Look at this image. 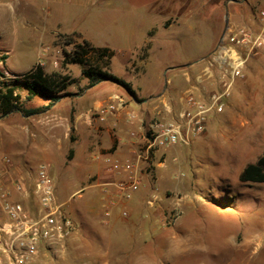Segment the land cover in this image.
Instances as JSON below:
<instances>
[{"label":"rangeland","instance_id":"rangeland-1","mask_svg":"<svg viewBox=\"0 0 264 264\" xmlns=\"http://www.w3.org/2000/svg\"><path fill=\"white\" fill-rule=\"evenodd\" d=\"M192 1L0 0V59L6 57L0 63L6 77L0 81H23L38 66L47 74L76 79L77 83L67 89L68 98L82 97L76 103L80 107L102 101L91 113V120L100 124L113 119L110 124L117 141L118 114L107 116L103 122L95 118L100 108L115 98L114 92L126 104L122 111L133 108L126 112L127 126L131 127L129 114L145 119L147 124L155 113L164 111L166 103L179 108L181 97L202 73L204 60L216 49V32L226 17L228 24H250L248 18L242 21L246 12L241 0ZM61 3L65 4L63 12ZM246 4H252V13L264 10V0H247ZM134 20L139 27L133 44L139 49L131 55L129 43L123 40L128 28L138 25ZM148 28L155 29L149 36ZM79 30L97 46L113 52L110 73L130 83L133 95L111 82L88 89V80L82 75L87 67L65 64L67 54L74 50V44L68 42L81 44L82 40L62 34ZM87 63L97 65L93 57ZM13 84L25 108L43 105L40 99L28 101L21 85ZM198 88L202 93V87ZM158 93H163L166 101L150 98ZM68 98L47 114H67L71 107ZM26 121L20 113L0 118L2 149L24 148L20 127ZM9 130H13L11 137ZM61 137L62 148L48 152L43 160L33 149L29 152L32 159L36 158V169L42 164L49 167L59 201L66 205L76 231L82 234L76 245L64 253H53L44 264H264V183L240 180L244 168L264 156V54L248 61L245 78L237 80L224 112L210 116L203 136L190 146H175L151 155L150 162L142 166L143 186L129 201L136 203L137 212L122 210L129 216L120 215L115 232L106 230L103 245L98 232L90 227L81 229L75 217L87 219L90 206L86 203L99 192L96 179L81 175L88 168H81V159L70 153L79 139L78 131L68 129ZM133 141L135 148H146L142 130ZM104 153L92 145L83 161L92 157L103 162ZM6 156L13 163L12 155ZM141 214L144 221L138 219Z\"/></svg>","mask_w":264,"mask_h":264},{"label":"built area","instance_id":"built-area-1","mask_svg":"<svg viewBox=\"0 0 264 264\" xmlns=\"http://www.w3.org/2000/svg\"><path fill=\"white\" fill-rule=\"evenodd\" d=\"M257 20L256 28L227 24L216 49L204 60L195 85L181 97L179 108L166 103L164 111L155 113L147 124L145 119L129 114L131 139L137 140L142 130L147 144L144 150L134 147L128 159L101 157L105 171L113 177L101 186L105 221L110 219L112 207L131 201L140 192L142 166L150 162L153 153L190 146L206 132L210 116L224 112L237 80L245 78L248 61L264 54V10L258 12ZM125 108V102L115 97L100 108L95 118L103 122L107 116L117 115ZM4 163L7 167L13 164L9 158ZM5 180L0 171V264H33L44 251L63 253L76 226L66 205L59 201L49 167L40 165L34 179H12L10 187L4 186ZM122 215L129 216L127 211Z\"/></svg>","mask_w":264,"mask_h":264},{"label":"crops","instance_id":"crops-1","mask_svg":"<svg viewBox=\"0 0 264 264\" xmlns=\"http://www.w3.org/2000/svg\"><path fill=\"white\" fill-rule=\"evenodd\" d=\"M92 1V0H90ZM199 0H193L192 4L198 2ZM233 3L238 2L237 0H232ZM247 0H241L240 4L242 5L243 9L245 10L246 14H244L242 21L249 20V25L252 26L253 28H256L258 26V20H257V14L258 13H252L251 9L254 8L252 4H246ZM61 3V11H64V7ZM252 13V14H251ZM246 17V19H245ZM236 19V17H234ZM228 20V18H227ZM234 20L233 18L230 17L229 19ZM132 25H133V20ZM238 21V20H237ZM137 23L134 20V24ZM130 24V23H129ZM137 26H131L128 28V31H126L124 38L127 43L126 44L128 47L127 49L130 50L129 54H133V52L136 49H139V47L134 46V40H135V34L138 30L139 23H137ZM226 26V19L225 23L222 27L219 28V30L216 32V39L217 43L219 42ZM155 30L154 28H148L146 30V35L149 36L151 32ZM76 34L77 37H79L82 41L87 40L91 43V45L99 48H108V47H100L97 46L92 42V40L86 36L85 32L82 30L79 31H72L69 33H65L62 35H74ZM59 37H61V34H57ZM147 40L144 41V44L146 43ZM143 47V46H142ZM140 47V48H142ZM8 53V52H7ZM169 69V68H168ZM167 69V70H168ZM168 82H171L169 79ZM167 86V85H166ZM134 88V87H133ZM166 88V87H165ZM92 89V88H91ZM164 93V92H163ZM158 93V94H153L150 96V98H155L158 97L161 99V102L166 101V96L165 93ZM150 94V93H149ZM112 97H119L121 98L120 95L117 94V92H114ZM66 99V98H65ZM69 101L71 102V107L67 111V114L62 115V116H51L47 113L55 111L56 107L58 106L59 103H61L63 100H61L57 105H55L49 112L41 114L39 117H31V118H26V122L24 125H21L20 127V132L22 133L24 139V148L22 145L23 149H13L11 147L9 148H1L0 146V171L3 172V179L5 180L4 186L10 187L12 185V179H34L35 178V172L36 168L34 164V159H32V151L29 152L31 149H33V152L39 153L41 155L42 160L45 159L46 155L48 152L55 150H58L62 148V133L64 132L66 134V130L70 129L71 131H78L79 139L75 141L74 145V151L71 150V152L76 155V158H80V162L82 164H79V166L82 165L85 168H88V171L81 174L84 177L86 176L87 179H96L97 184H94L97 188H99V192L97 193L98 196L96 195L93 197L90 202L86 203L87 205L90 206V209L88 210L87 214V219H83V221L79 220L80 218L78 216H75L77 221L81 225V229L85 227H90L91 230L97 231L99 235V241L100 245H103L104 242L106 241L105 238V232L106 230L108 231H116L117 226L119 225L120 221V215H122V210L128 209L130 212H137L136 211V203L135 202H127L124 204H119L117 206L112 207L111 210V217L108 221H105L104 216H103V211H104V198H103V193L101 186L103 183L109 181L110 179H113L112 176H110L106 171H105V166L102 161L96 160L94 158H89L86 163L83 161L84 153H86L87 150L91 148L92 145L96 146V149L99 151H105L104 154L110 155L112 157L124 160L132 157V149L135 146V142L130 138V126H127L126 122V112L133 111V108L128 106L127 111H122L119 112L117 117H116V125H117V136L118 140L116 141L115 138L113 137L112 133V127H111V119L107 120L104 123H100L98 121L93 122L91 120V113L93 110L98 109L102 101L100 102L99 100H95L93 103L89 104L88 106H82L80 107L79 103L78 106L76 103L83 99L82 97H78L75 99L68 98ZM77 99V100H76ZM123 99V98H122ZM149 99V98H147ZM76 100V101H75ZM109 100V99H108ZM135 100V99H134ZM136 101V100H135ZM137 102V101H136ZM147 100L144 101L146 103ZM141 107L139 108L138 111H141ZM70 116V118H69ZM136 128V127H135ZM133 129V128H131ZM13 130L8 131V136L11 137ZM137 144V143H136ZM1 145V144H0ZM29 146V147H28ZM4 151V152H3ZM3 154H10L12 155V160L13 164L11 167H7V165L4 163V159L8 156L3 155ZM84 163V164H83ZM141 194V193H140ZM99 210V217H95L96 214L95 212H98ZM102 215V216H101ZM136 216V215H135ZM5 219L6 217L3 215L2 217ZM98 218V219H95ZM138 219L140 221H144L143 215L141 214ZM111 222V223H110ZM107 226V224H109ZM137 229V225H135ZM82 234L80 231H76L74 235H72L66 242V247L65 251L76 245V243L81 240L79 235ZM64 251V252H65ZM63 252V253H64ZM61 254V253H60ZM53 256L52 252H42V254L38 257L36 260L37 264H44V259L45 258H50ZM5 264V263H4Z\"/></svg>","mask_w":264,"mask_h":264},{"label":"trees","instance_id":"trees-1","mask_svg":"<svg viewBox=\"0 0 264 264\" xmlns=\"http://www.w3.org/2000/svg\"><path fill=\"white\" fill-rule=\"evenodd\" d=\"M73 36L76 34L74 33ZM68 44H74V50L67 54L66 60L68 61H65V64H79L87 67L82 71V75L88 80V89L103 82H111L124 88L129 94H134L130 83L110 73L109 67L113 52L109 48L95 47L87 40H83L81 44L72 41ZM91 57L96 59L97 65L87 63L88 58ZM3 59L6 60V57ZM3 59H0V63L4 61ZM5 77V73L0 69V79ZM13 83H19L27 92L28 101L40 99L44 101L43 105L37 108H25L21 97L16 94ZM76 83V79L67 76L56 73L47 74L41 66L26 74L23 81H0V118H5L14 113H20L25 118L47 113L61 100L69 97L70 93L67 92V89ZM71 139L74 140L73 137ZM240 180L242 182L264 183V156L259 158L256 163L248 164L242 171Z\"/></svg>","mask_w":264,"mask_h":264},{"label":"water","instance_id":"water-1","mask_svg":"<svg viewBox=\"0 0 264 264\" xmlns=\"http://www.w3.org/2000/svg\"><path fill=\"white\" fill-rule=\"evenodd\" d=\"M227 24H228V20H227V17H226V26H225V30H226ZM225 30H224V32H225ZM224 32H223V34H222V36H221V38H220L219 41H221V39H222V37H223V35H224Z\"/></svg>","mask_w":264,"mask_h":264}]
</instances>
